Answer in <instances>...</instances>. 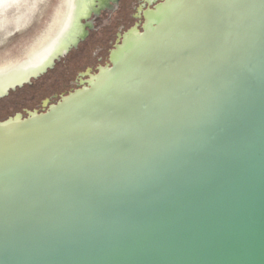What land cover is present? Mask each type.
Instances as JSON below:
<instances>
[{"label": "water", "instance_id": "95a60500", "mask_svg": "<svg viewBox=\"0 0 264 264\" xmlns=\"http://www.w3.org/2000/svg\"><path fill=\"white\" fill-rule=\"evenodd\" d=\"M123 13L0 103V264H264V0Z\"/></svg>", "mask_w": 264, "mask_h": 264}, {"label": "bare ground", "instance_id": "6f19581e", "mask_svg": "<svg viewBox=\"0 0 264 264\" xmlns=\"http://www.w3.org/2000/svg\"><path fill=\"white\" fill-rule=\"evenodd\" d=\"M43 1L45 0H34L30 6H39ZM66 1L54 0L46 12L44 20L41 21L43 23L35 30L30 40L22 46L30 52L26 51V53L23 49H19L16 53L8 52L1 56L0 97L5 95L7 90L11 89L10 87L21 86L32 77L41 75L44 69L60 55L65 54L70 44L83 33L84 24L81 21L84 17L87 18V0H73L72 5H76V2L78 4L77 7H73L72 12H70L71 9L66 12V8H68ZM31 7L25 6L18 12L19 17L16 21L12 22L8 19L4 25L7 28L11 25L21 26L24 24L23 28L30 25L33 21V19H28L32 13ZM41 13L43 12L41 11ZM39 34L40 36L37 38Z\"/></svg>", "mask_w": 264, "mask_h": 264}, {"label": "rangeland", "instance_id": "374dc122", "mask_svg": "<svg viewBox=\"0 0 264 264\" xmlns=\"http://www.w3.org/2000/svg\"><path fill=\"white\" fill-rule=\"evenodd\" d=\"M33 1L34 0H0V58L2 55L7 54L8 52L16 53L19 51V49H23L25 52H30L28 49L22 48V46L30 40L35 30L43 23H41V21L44 20L46 12H48L50 6L54 2V0H45L42 3L40 2L39 6L31 7L30 5ZM25 6L31 7L30 11H32V13L28 19H33V21L30 23V25H27L24 28V24L21 26L11 25L9 26V28H7L6 25H4V22L8 19L12 22L16 21L19 17L18 12L21 11ZM68 6L69 3H66V7ZM67 9L68 8H66V12L68 11ZM41 11L43 13H41ZM40 34L37 36V38L40 36ZM85 46H87V40L81 41V43L78 45V48H71V50L67 54H64L60 57L59 60H56L54 66L51 68H47V70L43 74L37 77H32L29 82H25L21 86H16L15 88L10 89L7 94L0 97V103L8 102L9 100H11L13 97L28 88L30 85H32L44 75L52 71L61 63L69 59L71 56L76 54Z\"/></svg>", "mask_w": 264, "mask_h": 264}, {"label": "flooded vegetation", "instance_id": "af4514ba", "mask_svg": "<svg viewBox=\"0 0 264 264\" xmlns=\"http://www.w3.org/2000/svg\"><path fill=\"white\" fill-rule=\"evenodd\" d=\"M161 1H163V0H129L127 2V4L124 5V4H121V0H103L102 4L99 3V0H96V3L94 4V8H93L92 12L89 14V16L87 18L84 17L82 19V21H81L84 24L83 33L81 35H84L85 37L80 39V42L78 43V45L81 43V41H86L87 40V38L89 37V35L91 33L90 31L94 30L95 25H97L98 23H100V26L102 28L111 30L112 27H110V21L112 19V14L116 10H118L119 12L121 10L124 11V13H123L124 16L118 17L117 20L115 19V23H120L119 27L120 26L124 27V25H121V24H126L132 18H134V22H133L132 26H134L135 23L137 21H139V25L138 26L141 28L142 24L144 22L143 12L148 7L153 8L157 3L161 2ZM66 3H69L68 9H67L68 12L70 11V9H71L70 12H72L73 7L74 6L77 7V4H78V2H76L77 3L76 5H74V4L72 5L73 0H67ZM122 7L126 8V9H129L131 11V13L127 14L128 10L126 11V9H124V8H123L124 9L123 10ZM105 14H106V16H104ZM137 14H139V15L136 16ZM85 30H87V34L86 35L84 33ZM108 34H109V32H108ZM108 34L105 37L102 38V41H104L105 39H108ZM119 34H120V30H117L115 32L116 36H114V37L118 38L120 36ZM116 38H114V41L117 40ZM114 41H113V43H114L113 46H115V42ZM78 45L76 46L77 48H78ZM98 46H96V49H95L96 52L94 53V56L96 57V60H98V59L102 60V58L104 57V53H105L104 45L102 46V44H101L99 47ZM101 47H103V48H101ZM111 49H113V48H111ZM111 49H110V51H108L109 52L108 55H106V53H105V55L107 57V61L106 62H108L110 60ZM68 52H66L65 54H67ZM59 59L57 58L56 60H59ZM88 69H89V67L86 68L84 71L81 70V71H78V72H87V74H88L90 72V70H88ZM79 82H77L76 84L78 85Z\"/></svg>", "mask_w": 264, "mask_h": 264}]
</instances>
